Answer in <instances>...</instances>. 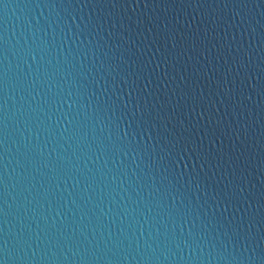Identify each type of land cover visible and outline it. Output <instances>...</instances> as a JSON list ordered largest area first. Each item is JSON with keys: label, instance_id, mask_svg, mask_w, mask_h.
Wrapping results in <instances>:
<instances>
[{"label": "water", "instance_id": "obj_1", "mask_svg": "<svg viewBox=\"0 0 264 264\" xmlns=\"http://www.w3.org/2000/svg\"><path fill=\"white\" fill-rule=\"evenodd\" d=\"M0 264H264V0H0Z\"/></svg>", "mask_w": 264, "mask_h": 264}]
</instances>
